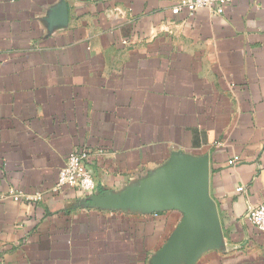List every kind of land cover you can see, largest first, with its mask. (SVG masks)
<instances>
[{
  "label": "crops",
  "instance_id": "1",
  "mask_svg": "<svg viewBox=\"0 0 264 264\" xmlns=\"http://www.w3.org/2000/svg\"><path fill=\"white\" fill-rule=\"evenodd\" d=\"M176 2L0 0L3 264H159L194 202L108 199L187 190L184 158L205 161L216 226L166 264H264L246 218L264 204V0ZM73 150L89 153L92 198L54 190Z\"/></svg>",
  "mask_w": 264,
  "mask_h": 264
},
{
  "label": "water",
  "instance_id": "2",
  "mask_svg": "<svg viewBox=\"0 0 264 264\" xmlns=\"http://www.w3.org/2000/svg\"><path fill=\"white\" fill-rule=\"evenodd\" d=\"M179 180L186 183L187 190L169 192L142 191L132 195L111 197L109 203L114 208L147 204L150 207L161 206L164 202L172 200L193 201L194 216L190 226L183 234L168 239L159 257V264H166L173 252L189 251L196 254V246L203 242L204 237L216 226L215 205L206 193V167L204 160L184 158L179 164ZM198 181L196 187L195 182ZM92 198V197H91Z\"/></svg>",
  "mask_w": 264,
  "mask_h": 264
},
{
  "label": "built area",
  "instance_id": "3",
  "mask_svg": "<svg viewBox=\"0 0 264 264\" xmlns=\"http://www.w3.org/2000/svg\"><path fill=\"white\" fill-rule=\"evenodd\" d=\"M232 0H177L174 8L177 12L186 10L188 14H193L201 7H208L214 12L221 14L223 7ZM89 153L85 150H73L64 166L60 169L57 182L54 186L55 191H61L64 186H69L83 192L88 197L92 196L95 189V177L87 168ZM10 198L15 201L38 200L39 194L27 196L21 192L11 191ZM247 220L258 230L264 233V204L249 206L246 212ZM0 264H3L0 259Z\"/></svg>",
  "mask_w": 264,
  "mask_h": 264
},
{
  "label": "rangeland",
  "instance_id": "4",
  "mask_svg": "<svg viewBox=\"0 0 264 264\" xmlns=\"http://www.w3.org/2000/svg\"><path fill=\"white\" fill-rule=\"evenodd\" d=\"M3 262V261H2Z\"/></svg>",
  "mask_w": 264,
  "mask_h": 264
}]
</instances>
